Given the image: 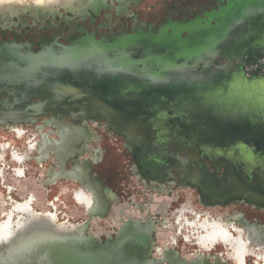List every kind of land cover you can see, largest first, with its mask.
<instances>
[{
    "label": "water",
    "instance_id": "obj_1",
    "mask_svg": "<svg viewBox=\"0 0 264 264\" xmlns=\"http://www.w3.org/2000/svg\"><path fill=\"white\" fill-rule=\"evenodd\" d=\"M66 51L80 64L78 77L47 91L53 103L64 95L85 98L81 109L87 119L105 120L124 139L144 179L166 181L176 174L184 188L197 190L204 208H223L231 197L264 207V0L228 1L187 23L168 22L153 33L85 39ZM2 120L11 126L28 123L17 116ZM74 136L60 135L46 146L62 153L65 144L75 143ZM18 205H0V225L8 222L0 239V264H161L165 259L162 249L157 248L161 259L150 253L156 225L167 229L166 203L155 210L161 221L153 222L149 212L141 219L130 217L116 238L106 241L84 225L57 223L30 207L23 217L11 215ZM170 214L172 248L188 234L205 252L196 261L174 253V261L198 264L214 248L196 244L195 224L207 214L184 208ZM234 221L247 228L254 247H264L260 227Z\"/></svg>",
    "mask_w": 264,
    "mask_h": 264
},
{
    "label": "flooded vegetation",
    "instance_id": "obj_2",
    "mask_svg": "<svg viewBox=\"0 0 264 264\" xmlns=\"http://www.w3.org/2000/svg\"><path fill=\"white\" fill-rule=\"evenodd\" d=\"M2 1L10 3L0 7V134H5L4 139L0 136V205L22 204L11 213L17 217H23L30 207L57 223L84 225L106 241L116 238L128 218H142L125 213L130 209L142 213L149 201V193H173L177 188H183L198 198L197 190L184 188L176 174L166 181L144 179L135 168L133 157L124 149V139L109 128L105 120L87 119L81 109L85 98L64 95L61 102L53 103V95L47 91L70 81L65 79L63 64L46 60L59 57L81 40L99 41L122 34L157 32L168 22L187 23L203 18L206 13L218 11L234 0H166L158 3L157 9L153 8L155 0ZM19 67H41L47 71L40 75L36 74L37 69L36 73L30 74L5 71ZM60 68L64 72H60ZM23 85L30 87L27 89ZM37 86L44 88L38 91ZM5 116L21 117L28 123L4 124L2 117ZM64 134H74L75 143L65 144L62 153L54 154L48 150L46 145ZM9 135L13 143L6 138ZM109 138L120 140L122 152L126 153L131 167L130 173L121 170V159ZM118 169L121 173L117 184L113 180ZM29 176L33 186L40 189L32 191L10 183L12 180L26 181ZM134 176L136 184L133 183ZM140 200L144 205L137 204ZM9 206L4 208L5 211ZM239 206L264 212L262 205L247 203L238 197L229 198L223 208ZM183 208L195 212L191 206ZM215 208L220 207L216 205ZM72 210L77 214L70 215ZM149 210L146 209V214ZM175 210L170 206L167 209L169 213ZM211 217L207 215L203 222L195 224L196 244L207 251L214 247L207 256L199 258L198 264H234L227 263L220 252L214 251L224 247L231 252L236 264H247V260L258 261V258L257 264H264V247L259 244L254 247L247 228L234 221L235 218L244 221L242 216L229 219V223L227 218ZM7 227L8 222L0 225V239L6 235ZM185 236L179 238L175 249L171 244L170 247L167 245L169 250L165 249L166 244H157L154 237L150 257L161 259L157 255L159 248L165 255L161 264H179L174 261V253L185 261L198 260L196 247L190 246L195 240L188 234ZM182 245L190 246L192 252L181 254L177 248Z\"/></svg>",
    "mask_w": 264,
    "mask_h": 264
},
{
    "label": "rangeland",
    "instance_id": "obj_3",
    "mask_svg": "<svg viewBox=\"0 0 264 264\" xmlns=\"http://www.w3.org/2000/svg\"><path fill=\"white\" fill-rule=\"evenodd\" d=\"M164 2H166V0H155L153 3V5H154L153 8L157 9L159 7V6H157L158 3H164ZM8 3H10V1L0 0V7L2 5H7ZM53 61L54 62L59 61L61 64H63V68L65 69V79L66 80H68L70 77H73V78L78 77V74H77L78 72H76V70L78 68H80V64H78V62L76 61L74 56L71 54V51L64 52L59 57H55ZM36 69L38 71H36ZM36 69L33 67L32 68H30V67H28V68L19 67L17 69V71L18 72H24V71L45 72V70H47V69H42L41 67L40 68L38 67ZM0 136H1V138L4 139L5 134L3 135L1 133ZM6 138L8 139V141L13 143L12 136L9 135ZM109 143L115 148V150L118 153L119 158L121 159V162H122L121 170L123 169L124 171H126L127 174L130 173L131 167H130V164L127 160L126 153L122 152L120 140H116L114 138H109ZM21 144H23V143H21ZM30 178H31V176H29V178L26 179V181H18V180L13 181L12 180L10 183H12L13 185H17V186H24L25 188H29L32 191H35L34 189H40L41 187L33 186L34 184L31 182ZM118 180L120 181V179H118ZM136 182H137V178L134 176L133 177V183L136 184ZM147 199H149V201L146 203L147 206L144 207V211L142 213L138 212L136 209H130L128 212L125 213V215L126 214H128V215L133 214L136 217H142L143 218L147 215L146 209L150 208L151 210H149V213L151 215L152 221L153 222L161 221V218H159L158 216L155 215V210L160 203H166V209H168L169 206H170L171 210L172 209H180V208H183L186 206H191L196 213H201L203 215L210 214L215 218L221 216V219H226V218L231 219L235 216H242L241 219L246 221L250 226L260 227L261 229L264 230V212L253 211V210H251L245 206H239L236 208L229 207V208H222V209H220V208H204L199 204L198 198L189 189L177 188L176 191H174L173 193H168V192L149 193L147 195ZM137 204L138 205H144V203L141 200L138 201ZM69 214L70 215L71 214H77V211L72 210L69 212ZM166 218H168L165 220V224H166L167 229H162L160 225H156L155 241L159 245L169 243V247H170L171 239L175 238V234L170 228H168L169 226H171V223H172V216L169 212L167 213ZM236 227H237V225H236ZM237 228H239V227H237ZM190 246H191V248L195 247L194 245H190ZM190 246L184 247L182 245V247L179 246V248H177V249H179V252L181 254L188 255L189 253L192 252V251L191 252L189 251ZM214 251L220 252L221 254H223V260L224 261H226L227 263H232V261L230 260V253L228 252L227 249L217 248ZM200 252L205 253L204 251L196 248V253H200ZM262 258L263 257H261L260 259H262ZM258 261H259V258H258ZM258 261L247 260V264H257Z\"/></svg>",
    "mask_w": 264,
    "mask_h": 264
},
{
    "label": "crops",
    "instance_id": "obj_4",
    "mask_svg": "<svg viewBox=\"0 0 264 264\" xmlns=\"http://www.w3.org/2000/svg\"><path fill=\"white\" fill-rule=\"evenodd\" d=\"M119 175H120V169H118V170L116 171V173L114 174V180H113V181H114L115 183H117V184L119 183V182H118V181H119V180H118V179H119V177H118ZM249 259H250V258H249Z\"/></svg>",
    "mask_w": 264,
    "mask_h": 264
}]
</instances>
